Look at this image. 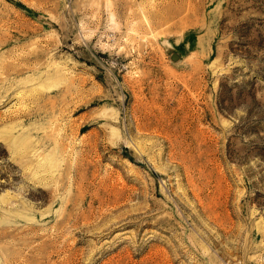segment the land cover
<instances>
[{
  "label": "rangeland",
  "instance_id": "obj_1",
  "mask_svg": "<svg viewBox=\"0 0 264 264\" xmlns=\"http://www.w3.org/2000/svg\"><path fill=\"white\" fill-rule=\"evenodd\" d=\"M0 264H264V0H0Z\"/></svg>",
  "mask_w": 264,
  "mask_h": 264
}]
</instances>
